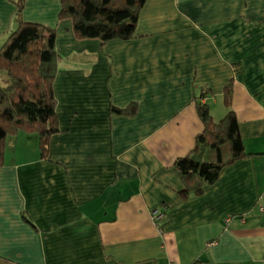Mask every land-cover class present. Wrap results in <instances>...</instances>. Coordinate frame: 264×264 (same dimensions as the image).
Instances as JSON below:
<instances>
[{"label": "crops", "instance_id": "crops-1", "mask_svg": "<svg viewBox=\"0 0 264 264\" xmlns=\"http://www.w3.org/2000/svg\"><path fill=\"white\" fill-rule=\"evenodd\" d=\"M25 1L24 22L58 28L61 131L47 158L35 136L8 139L0 258L264 264V0H148L135 37L105 45L78 41L72 23L59 21L60 0ZM16 14L0 0V47L18 28ZM205 92L216 121L236 113L249 155L184 201L174 165L202 132L195 98ZM132 104L134 116L110 112Z\"/></svg>", "mask_w": 264, "mask_h": 264}, {"label": "trees", "instance_id": "trees-1", "mask_svg": "<svg viewBox=\"0 0 264 264\" xmlns=\"http://www.w3.org/2000/svg\"><path fill=\"white\" fill-rule=\"evenodd\" d=\"M147 1L60 0L59 21L72 23L78 41L95 40L102 45L115 40L130 41L136 35ZM11 2L17 8L18 28L0 47V73L5 74L3 79L0 78V168L5 165L8 139L18 134L34 135L44 158H47L51 138L61 131L54 89L58 74V28L24 22L26 1ZM233 87L232 80L223 94L228 109L233 101ZM206 93L202 98H195L202 132L197 135L191 153L179 158L174 165L182 180L179 196L184 201L191 195H202L205 187L218 182L226 167L249 155L236 113L231 109L216 121L209 105L202 102L207 97ZM110 112L134 116L137 105L132 104L125 109L111 106ZM158 214L160 218L156 223H162L165 212ZM23 218L31 224L28 217ZM0 264L14 263L0 258Z\"/></svg>", "mask_w": 264, "mask_h": 264}, {"label": "built area", "instance_id": "built-area-1", "mask_svg": "<svg viewBox=\"0 0 264 264\" xmlns=\"http://www.w3.org/2000/svg\"><path fill=\"white\" fill-rule=\"evenodd\" d=\"M154 216H155V219H156V220H158V219L160 218L158 212H155V213H154Z\"/></svg>", "mask_w": 264, "mask_h": 264}, {"label": "rangeland", "instance_id": "rangeland-1", "mask_svg": "<svg viewBox=\"0 0 264 264\" xmlns=\"http://www.w3.org/2000/svg\"><path fill=\"white\" fill-rule=\"evenodd\" d=\"M3 76H5V74H3V73H0V78H2ZM3 79V78H2ZM129 107V106H128ZM127 108V107H126ZM125 109V108H124ZM129 117V116H128ZM29 136H34V135H29Z\"/></svg>", "mask_w": 264, "mask_h": 264}]
</instances>
